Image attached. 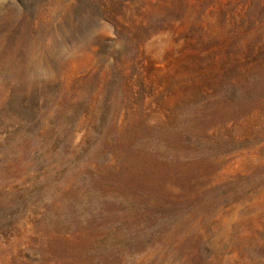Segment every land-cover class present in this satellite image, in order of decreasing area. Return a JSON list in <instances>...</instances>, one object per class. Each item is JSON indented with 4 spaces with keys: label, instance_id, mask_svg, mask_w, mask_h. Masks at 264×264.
I'll list each match as a JSON object with an SVG mask.
<instances>
[{
    "label": "rangeland",
    "instance_id": "obj_1",
    "mask_svg": "<svg viewBox=\"0 0 264 264\" xmlns=\"http://www.w3.org/2000/svg\"><path fill=\"white\" fill-rule=\"evenodd\" d=\"M0 264H264V0H0Z\"/></svg>",
    "mask_w": 264,
    "mask_h": 264
}]
</instances>
